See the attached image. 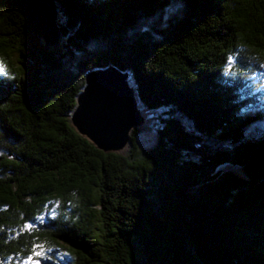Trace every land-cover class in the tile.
Masks as SVG:
<instances>
[{"label":"trees","instance_id":"trees-1","mask_svg":"<svg viewBox=\"0 0 264 264\" xmlns=\"http://www.w3.org/2000/svg\"><path fill=\"white\" fill-rule=\"evenodd\" d=\"M46 2L49 49L0 0V263L43 246L62 258L41 264H264V0ZM110 66L167 111L148 151L140 130L118 155L72 126L87 74Z\"/></svg>","mask_w":264,"mask_h":264},{"label":"water","instance_id":"water-1","mask_svg":"<svg viewBox=\"0 0 264 264\" xmlns=\"http://www.w3.org/2000/svg\"><path fill=\"white\" fill-rule=\"evenodd\" d=\"M16 3L43 31L46 49L59 43L61 34L53 4L46 0H16ZM128 82L131 75L113 66L95 70L87 74L85 87L77 98L72 126L105 154L124 155L132 132L145 126L136 111L135 95Z\"/></svg>","mask_w":264,"mask_h":264},{"label":"rangeland","instance_id":"rangeland-1","mask_svg":"<svg viewBox=\"0 0 264 264\" xmlns=\"http://www.w3.org/2000/svg\"><path fill=\"white\" fill-rule=\"evenodd\" d=\"M131 84L135 87L134 83L132 82V79H131ZM146 111L149 113L148 114L149 118H148V121L145 123V126L140 127L141 128L140 129V135L138 138L139 145L144 151H148L157 145V142H158L157 131L160 129L159 128V118L163 117L164 113L167 112L165 110H161L159 112H152V113L149 112L148 110H146ZM164 119H166V118H164ZM257 129H258L257 130L258 132L264 133V124L262 126H257ZM253 136H257L256 133ZM128 149L129 148H127V150H125L123 152L124 155L127 154ZM218 172L222 176L227 175V174H234V175H237L240 177L243 176V172L240 168L232 167L230 165L222 166L221 168H219ZM198 191H200V190H198ZM47 250L48 249H44L46 254L49 255L51 252H48ZM52 252H54V249ZM31 257H32V261L30 262V264H35V261H37V259L35 258L34 255ZM26 261H28V259L21 262L19 260V258H14V259H8L7 261L1 262L0 264H25Z\"/></svg>","mask_w":264,"mask_h":264},{"label":"snow or ice","instance_id":"snow-or-ice-1","mask_svg":"<svg viewBox=\"0 0 264 264\" xmlns=\"http://www.w3.org/2000/svg\"><path fill=\"white\" fill-rule=\"evenodd\" d=\"M0 70H2V69H0ZM244 99H245V96H244V95H241L240 98H239V101H238V102H242ZM251 107H252V105H248L247 107H241L240 110H239V114L243 115V114L246 113V112L249 110V108H251ZM57 206H58V205H57ZM28 227H31V225H28ZM39 247H40V249H41L40 251H35V250H34V255H35V256H39V257H42L43 259L51 260V261H55L57 258H62V257H60V254H59L58 252H57L56 257L48 256V255L46 254V252L44 251L43 246H39ZM47 251H48V252H52L53 249L49 248ZM31 261H32V257L30 256V257L28 258V261L25 262V264H30ZM35 264H40V261H39V260L35 261Z\"/></svg>","mask_w":264,"mask_h":264},{"label":"bare ground","instance_id":"bare-ground-1","mask_svg":"<svg viewBox=\"0 0 264 264\" xmlns=\"http://www.w3.org/2000/svg\"><path fill=\"white\" fill-rule=\"evenodd\" d=\"M128 86L134 92L135 99H136V111L138 112L139 117H141V119L143 120V126H144L145 123L148 121L149 113L145 109H143L142 105L140 104L137 93H136V88L131 84V82H128Z\"/></svg>","mask_w":264,"mask_h":264}]
</instances>
